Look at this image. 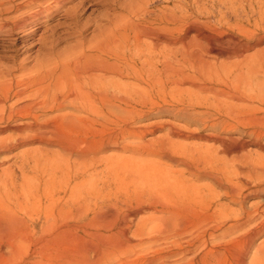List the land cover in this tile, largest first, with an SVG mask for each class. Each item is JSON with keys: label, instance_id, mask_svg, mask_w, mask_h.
<instances>
[{"label": "bare ground", "instance_id": "6f19581e", "mask_svg": "<svg viewBox=\"0 0 264 264\" xmlns=\"http://www.w3.org/2000/svg\"><path fill=\"white\" fill-rule=\"evenodd\" d=\"M65 2L0 0V31L12 33L39 19L46 24L53 6ZM193 3L160 12L157 25L116 24L88 44L81 40L70 54H49L33 67L16 64V55L8 56L9 63L0 56V133L14 131L0 136V159L25 147L13 154L14 164L0 168V264L32 262L36 232L26 215L41 188L49 200L45 208L68 213L74 207L78 219L84 206L112 195L131 210L163 211L133 230L174 236L177 252L187 258L178 264H204L203 254L199 258L192 249L208 241L209 264H264V238L258 241L264 235V53L257 50L256 59L249 53L264 36L251 42L232 33V45L224 48L225 38L209 33V26L220 31L226 25L264 30V0H240V7L225 6L219 14L209 10V0ZM141 10L142 19L154 12L146 3ZM219 55L227 57L220 65L214 60ZM151 114L175 119L140 123ZM209 127L249 138L218 137L231 155L223 160L214 148L187 141H208ZM159 128L165 136L147 138ZM253 144L261 151L248 149ZM113 147L133 155L108 153ZM200 178L219 187L229 205L213 200L209 184V213L198 215L195 206L206 201L195 183ZM56 194L62 195L58 201ZM135 214L125 212L117 231L100 234L102 246H88L61 264H116L115 255L132 246L128 234Z\"/></svg>", "mask_w": 264, "mask_h": 264}, {"label": "rangeland", "instance_id": "374dc122", "mask_svg": "<svg viewBox=\"0 0 264 264\" xmlns=\"http://www.w3.org/2000/svg\"><path fill=\"white\" fill-rule=\"evenodd\" d=\"M141 1L142 0H66L63 6L62 5L60 7L53 6V10L51 12V19L46 24L37 22V21H41V19H39L34 23H28L26 28L15 30L12 33L8 32L7 30L0 31L1 61L3 60L4 63H9L8 56L12 57L16 55V64L22 62L27 67H33L36 65L37 62L39 63V61L42 60V58L47 57L49 54L51 55L53 54V56L55 57L61 54L62 55L70 54V52L76 49V47L79 45L81 40L86 41L87 42L86 44H88L90 41H93L95 38L100 36L101 33H103L104 31L106 30L108 31V29L112 30L114 25L124 24L126 20L127 21L129 20L134 23L136 21V23L142 22V24L157 25L158 19L156 17L162 16L167 11L171 12L172 10H177V9L186 10V9H190L192 6L195 7V3H193V0H143L142 3ZM239 2L240 0H209V10H211L215 14H219L220 10L225 8V6L240 7ZM145 3H146V7L149 8L150 11L152 10L154 12H151L150 16L147 19H142L143 14L140 13L141 12L143 13V11L141 10V6H145ZM139 8L141 12L139 11ZM160 12L162 14L159 16ZM74 17L76 21L78 20L77 23H75L76 21L74 20ZM161 24H160L161 27L165 26L164 23ZM38 26H41V28L39 30L38 29L34 30V28ZM250 26L252 27L251 32H245L242 29H238L239 27L237 26L226 25L223 27V29H220V31L215 29V26L213 27L209 26V33L214 34V36L222 35L225 38L224 41L225 43H222V47L225 48L232 45V43L228 39L229 36L233 34H236L242 37L244 40L251 42H256L259 36L261 35L264 36V30L262 28L259 27L255 28L254 25H250ZM51 43H53L54 46H52ZM53 48L55 50H53ZM257 50H261L260 53H264V40L261 43L254 45L249 51V53L252 52L251 54L256 55V56L253 55L255 59L258 58L259 56V54L256 53ZM55 53L56 55H54ZM226 59L227 57L219 55L214 60H216L215 62L219 64L220 62L223 63L224 61H226ZM18 73H20V71ZM217 78L214 77L212 80L211 79L209 80L210 82L211 81L216 82ZM167 119H175V118L174 117L172 118V116L169 114H164V115L151 114L149 115V117L146 116V118L143 119L140 123L153 124L155 122L159 123ZM111 126L114 127L115 125L112 124L110 125V127ZM193 127L195 129V126ZM198 131L199 132L197 133L200 132L203 133L206 132L207 130L198 129ZM166 132H167L166 129L159 128L154 133L148 134L147 138L148 137L161 138L166 135ZM13 133L14 131L8 128L7 130L0 133V136H7L8 134L13 135ZM228 136H232L234 138H239L240 136L249 138L248 135H244L243 132L241 131L229 130V129L227 130L221 128L214 129L209 127L208 141L204 138H200L199 136L192 137L187 141L198 145L199 144L204 146L208 145L209 149L210 147H212L214 148V150H217L218 156L221 159L225 157L223 159L225 160L228 157L230 158L231 155L229 153L227 154L224 151L223 146L221 145V140L219 138L228 137ZM173 139L177 141H186L183 140L182 138L181 139L178 138L177 136H173ZM23 149H25V147L23 148L19 147L15 149L14 153L12 154H4L7 157L2 158V160L0 159V166H1L0 168L1 169L3 167L8 168L10 164L11 165L14 164L16 159L14 155L16 153L17 154L20 153ZM248 149H251L254 152V154L261 151L259 145L257 144L251 145L250 147H248ZM117 152L123 153L125 155H133L130 151L126 152L117 147H113V149H111L108 153H117ZM9 155H11L12 158ZM3 160L5 161L2 163ZM171 165L169 164L168 166L173 167L174 169L179 168L174 163H172ZM207 166L209 169V165ZM34 180L33 182L36 181ZM196 181L197 182L195 183L196 184L198 183L197 185H199V187H202L201 190L203 191V193L208 192L209 194V184L212 183L209 180V178H202V179L200 178V179H196ZM213 189L215 191V197H216V198L214 197L213 200L216 202L219 201L222 204L224 203V205H229V201L227 200V198L220 196L223 195L222 190L219 187L217 188L213 187ZM216 189H218L217 190L218 192L216 191ZM41 190H43V188H41ZM41 190L39 192L40 194H37L36 196V199L34 201V206L32 207V211L26 215L30 224L29 229H31L33 233L36 232L35 237L33 239L34 241L33 247L36 251V254L31 258L32 262L30 264H61L70 257L79 256L83 251L85 252L88 246H89L88 248L102 246L103 239L101 237L102 235L100 234L103 233L109 234V233H113V231H117L119 224V219L117 218H120L125 212H129V211L131 212L133 210L135 211L136 213L135 215L137 216L134 215L136 218L134 216L132 217L134 221L132 222V227L128 234L131 236V238L130 236L129 238L131 239L132 246L129 247V250H127V252L121 253L120 251V254L118 252L115 255L116 264L117 261L118 264H121L123 262L124 264H178L179 261H180L179 263H181L185 261V259L187 260V258L182 257L181 254L177 252V246H174L175 243L173 244L174 236H172L171 234H167L166 232H163L161 230H153L154 232L151 231V234L150 232H144V233L134 232L137 229L138 222L141 221L140 223L144 224L150 221L149 223H151L156 218V216L158 215L160 216L161 214H163L162 213L163 211H158V210L156 211L150 207L148 208V206H145L143 207L144 209L142 208L139 210L135 206V208L131 210V208H129L130 206L121 204V202H119L117 197L115 195H112L111 196L112 200H108V198L106 199L100 198L98 200L99 205H95L96 203L92 202L91 204H89L90 209L88 205L84 206L87 209L85 208L79 212L81 216H79L80 218L78 219L77 218L78 212L74 207L73 209H67V211L72 210L69 211L68 213L65 212L61 213L58 207H50L49 209L45 208V205L49 200L47 199V196H45V194L41 192ZM61 194L64 195L65 193L62 191ZM61 194L55 195V201L59 198ZM205 194H206L205 195L206 203L203 202L195 206L198 215L203 214V212L209 213V208H208L209 195L207 193ZM40 196L42 199L40 198ZM204 205L207 207H205ZM95 206H97V208L91 209ZM116 206L118 209L116 208ZM107 208L108 209L110 208L111 211H108ZM115 209L118 211H115ZM159 209H161V207H159ZM21 214L24 215L25 213L22 212ZM113 214H118V215L116 216L114 215L113 218ZM48 218L50 220V223H48ZM106 218L108 219L106 220ZM110 220L114 222L112 221L110 222ZM143 221L146 222L143 223ZM205 225L206 227L209 226V219L208 221H205ZM44 227H47V230H44ZM132 230L134 233L132 232ZM97 231L99 233H97ZM43 234L45 238H39ZM207 237L209 238V236ZM262 238H264V235L260 236L258 238V241H261ZM134 243L136 246L134 245L133 247ZM208 249H209V241H208V245H202V246L200 245L198 247H194L192 250L194 251V253H196L199 256V258L203 254L202 256H204V264H209ZM90 252L92 253V251ZM91 255L92 254H90V256ZM121 260L123 261L121 262ZM119 261L121 263H119ZM23 262L27 263L26 260H22L20 261V264H23Z\"/></svg>", "mask_w": 264, "mask_h": 264}]
</instances>
